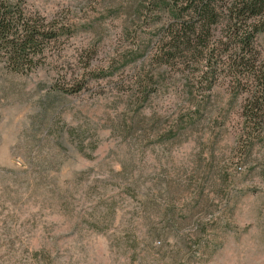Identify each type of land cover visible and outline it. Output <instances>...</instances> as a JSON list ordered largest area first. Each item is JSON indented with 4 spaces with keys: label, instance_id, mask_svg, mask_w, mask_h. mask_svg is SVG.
Segmentation results:
<instances>
[{
    "label": "rangeland",
    "instance_id": "1",
    "mask_svg": "<svg viewBox=\"0 0 264 264\" xmlns=\"http://www.w3.org/2000/svg\"><path fill=\"white\" fill-rule=\"evenodd\" d=\"M10 1L64 33L0 59V264H264V30L184 61L154 0Z\"/></svg>",
    "mask_w": 264,
    "mask_h": 264
},
{
    "label": "trees",
    "instance_id": "2",
    "mask_svg": "<svg viewBox=\"0 0 264 264\" xmlns=\"http://www.w3.org/2000/svg\"><path fill=\"white\" fill-rule=\"evenodd\" d=\"M156 6L170 12V24L176 25V33L169 39L160 40L161 55L172 58L191 59L203 51L210 27L222 17L232 33L242 35L241 46L253 41L255 32L264 30V0H154ZM253 19L246 30L237 28L238 23ZM240 26V25H239ZM64 27L36 13L27 12L20 4L0 0V59L12 71L24 73L40 62L39 57L52 41L63 35ZM207 39V40H205ZM79 89V88H78ZM77 90V89H76ZM74 90H67L72 93ZM249 92V91H248ZM250 99L244 101L243 117L248 123L242 133L254 135L258 128L259 112L264 106V84L256 92H249ZM261 131H259V134Z\"/></svg>",
    "mask_w": 264,
    "mask_h": 264
}]
</instances>
